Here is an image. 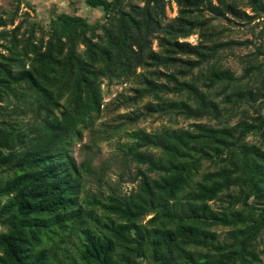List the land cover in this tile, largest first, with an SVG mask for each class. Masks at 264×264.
I'll list each match as a JSON object with an SVG mask.
<instances>
[{
    "label": "trees",
    "instance_id": "trees-1",
    "mask_svg": "<svg viewBox=\"0 0 264 264\" xmlns=\"http://www.w3.org/2000/svg\"><path fill=\"white\" fill-rule=\"evenodd\" d=\"M85 2L0 13V264H264V0ZM112 140L135 187L94 192Z\"/></svg>",
    "mask_w": 264,
    "mask_h": 264
},
{
    "label": "rangeland",
    "instance_id": "rangeland-1",
    "mask_svg": "<svg viewBox=\"0 0 264 264\" xmlns=\"http://www.w3.org/2000/svg\"><path fill=\"white\" fill-rule=\"evenodd\" d=\"M19 11L18 16L23 11H28L31 17L35 18L36 20H39L41 23L45 24L47 23L51 12L55 10H64L69 13H77L80 15L85 16L90 22H93L96 19H99L102 15L101 11L98 9H92L89 8L85 2V0H19ZM17 3V0H0V13L3 17H8L13 12L15 5ZM176 5L172 3L169 7H167V15L169 17H173L176 14ZM249 11V9H247ZM18 18H15L14 23L16 24L18 21ZM264 20L263 17H259L255 19L253 23H258L256 26V29L261 28L262 22ZM10 27V26H8ZM229 35L232 38L235 39H245V38H252V33L248 30L247 26H243L242 24H236L232 25L231 30L229 31ZM190 42H195L196 35H192L188 38ZM251 48V46H250ZM248 48V49H250ZM248 49L241 50L242 53L246 52ZM229 63L233 65L235 68H237L234 61L229 60ZM239 70V68H237ZM131 84L125 83V84H114L112 85L108 90L105 97V101H109L111 98H113L117 93L120 91H123L124 93H129ZM106 89V87H104ZM127 110H131V108H128ZM125 111V108H120V112ZM110 117L108 115H103L101 119H99L96 122V128L100 127L104 121L110 120ZM166 119L162 118L158 115H153L146 117V119L141 120L138 125L140 127H144L146 130H151L159 127L163 123H166ZM179 123L181 125H185L187 122L179 119ZM90 138L89 132L85 131L82 135V140L77 141L72 149V155L74 156L76 162H80L84 156L86 155L88 149L84 147L83 145H89L88 142ZM115 140L112 141H101L99 142V148H92L89 150V153L94 154L93 159V165L97 168L104 162L108 163L110 165V169H108V175L106 178V182L102 183H95V182H87L86 187L91 189L94 192L97 191H103L107 192L109 186H113L117 181H119L120 189L124 192H128L130 189L135 187V182H131V176L126 173L122 177H120L121 173V167L119 166V162L116 161L115 158H113V152L115 147ZM130 170V169H129ZM128 172V171H126ZM218 231L221 230V228L217 229Z\"/></svg>",
    "mask_w": 264,
    "mask_h": 264
}]
</instances>
